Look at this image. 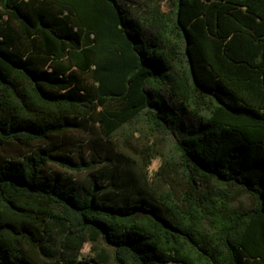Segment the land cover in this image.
<instances>
[{
    "label": "trees",
    "instance_id": "16d2710c",
    "mask_svg": "<svg viewBox=\"0 0 264 264\" xmlns=\"http://www.w3.org/2000/svg\"><path fill=\"white\" fill-rule=\"evenodd\" d=\"M0 264H264V0H0Z\"/></svg>",
    "mask_w": 264,
    "mask_h": 264
},
{
    "label": "rangeland",
    "instance_id": "374dc122",
    "mask_svg": "<svg viewBox=\"0 0 264 264\" xmlns=\"http://www.w3.org/2000/svg\"><path fill=\"white\" fill-rule=\"evenodd\" d=\"M86 251H88V249H86L85 252H86ZM86 259H87V260H86L87 262L90 261L88 258H86ZM83 260L85 261V259H83ZM90 263H91V262H90Z\"/></svg>",
    "mask_w": 264,
    "mask_h": 264
}]
</instances>
